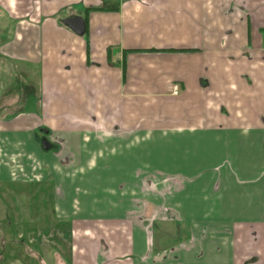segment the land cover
Here are the masks:
<instances>
[{
    "label": "crops",
    "instance_id": "obj_1",
    "mask_svg": "<svg viewBox=\"0 0 264 264\" xmlns=\"http://www.w3.org/2000/svg\"><path fill=\"white\" fill-rule=\"evenodd\" d=\"M37 156L51 174H21ZM49 179L112 204L46 226L42 254L4 203ZM159 179L163 213L206 224L201 264H264V0H0V264H133L128 183Z\"/></svg>",
    "mask_w": 264,
    "mask_h": 264
},
{
    "label": "rangeland",
    "instance_id": "obj_2",
    "mask_svg": "<svg viewBox=\"0 0 264 264\" xmlns=\"http://www.w3.org/2000/svg\"><path fill=\"white\" fill-rule=\"evenodd\" d=\"M56 155L58 154L56 153ZM46 162H48L46 158L42 160L37 156L36 166H23L24 171L21 174H27V176L30 174V177L33 174H36V176L43 175V177L45 174L50 175ZM36 183L38 184L32 185L31 183L21 182L20 191L17 193L18 197H6L4 204L8 207V212L4 214L3 218L7 222L14 223L16 227H21L19 224H34L37 222V239H41V242L37 243V245H41L40 253L42 254L45 250V238L43 237L46 232V226L49 227L52 222L62 220L72 223L78 217L77 214L79 212L82 214L81 212L84 211L76 208L78 206H82L85 209L92 207L95 204L94 199L96 201L98 197H100L101 206L112 204V201L107 197L108 192H104L101 188L99 193L96 183L84 182L79 185V188L75 187L76 191L73 188L74 196L70 198L71 201L67 202H58V197L55 195L54 190L55 182L52 179H49L47 184H44V182ZM133 184H137V186L134 187ZM172 184L162 179L146 183H128V233L131 236V239H128V254L130 255L129 257L134 259L131 261L133 264H136L134 263L136 259L140 262L142 259L147 264H177L178 260L179 264H187L185 262L186 257H189V259L197 257L198 261L195 262L203 263V244L208 239L206 224L203 221L200 223L198 221V224L193 223L191 228L188 222H181L182 217L185 215L162 212L165 211V208L172 207L169 202L173 197L170 196L173 195L175 190L168 191L169 197L166 195L167 191L165 192V189H170ZM85 186L89 187L86 189L85 196L82 197V190H84ZM142 186H147L148 188L143 190ZM156 194L158 195L157 197ZM72 206H77L73 210L74 215L73 211H71ZM146 208H151L152 211L154 209L156 211L159 210L160 212H145ZM54 209H58L60 218L55 216L52 211ZM54 228L55 233L57 228ZM25 229V231L23 229L20 230L22 240L26 241V245L21 244V248L29 251L30 238L34 237V235L33 233L30 235L28 226ZM69 234L71 235V230ZM58 237L56 236V241L59 240ZM42 239L44 240L42 241ZM53 242L55 243V241ZM48 245H50L49 242ZM35 248L36 250L39 249L37 246ZM38 254L36 256L37 264H45ZM146 254L149 256H146ZM188 264L192 263L188 262Z\"/></svg>",
    "mask_w": 264,
    "mask_h": 264
},
{
    "label": "water",
    "instance_id": "obj_3",
    "mask_svg": "<svg viewBox=\"0 0 264 264\" xmlns=\"http://www.w3.org/2000/svg\"><path fill=\"white\" fill-rule=\"evenodd\" d=\"M63 24L80 36H83L86 32V23L83 17L65 19ZM48 145H50L48 142H43V146L47 151L49 150Z\"/></svg>",
    "mask_w": 264,
    "mask_h": 264
},
{
    "label": "built area",
    "instance_id": "obj_4",
    "mask_svg": "<svg viewBox=\"0 0 264 264\" xmlns=\"http://www.w3.org/2000/svg\"><path fill=\"white\" fill-rule=\"evenodd\" d=\"M180 91H181V88H180L179 85H175L173 87V95H175V96L179 95L180 94Z\"/></svg>",
    "mask_w": 264,
    "mask_h": 264
},
{
    "label": "flooded vegetation",
    "instance_id": "obj_5",
    "mask_svg": "<svg viewBox=\"0 0 264 264\" xmlns=\"http://www.w3.org/2000/svg\"><path fill=\"white\" fill-rule=\"evenodd\" d=\"M67 19H69V18H67ZM64 20H65V19H64ZM64 20H63V21H64Z\"/></svg>",
    "mask_w": 264,
    "mask_h": 264
},
{
    "label": "trees",
    "instance_id": "obj_6",
    "mask_svg": "<svg viewBox=\"0 0 264 264\" xmlns=\"http://www.w3.org/2000/svg\"><path fill=\"white\" fill-rule=\"evenodd\" d=\"M57 151H58V150H57ZM57 151H56V152H57Z\"/></svg>",
    "mask_w": 264,
    "mask_h": 264
}]
</instances>
